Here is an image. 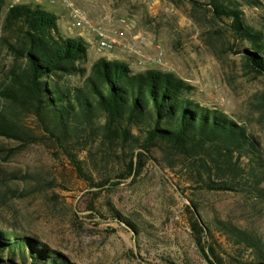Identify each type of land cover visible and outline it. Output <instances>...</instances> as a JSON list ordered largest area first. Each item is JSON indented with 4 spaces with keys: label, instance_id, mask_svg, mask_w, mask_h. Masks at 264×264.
<instances>
[{
    "label": "rangeland",
    "instance_id": "rangeland-1",
    "mask_svg": "<svg viewBox=\"0 0 264 264\" xmlns=\"http://www.w3.org/2000/svg\"><path fill=\"white\" fill-rule=\"evenodd\" d=\"M10 1L54 12L62 36L86 43L87 70L105 57L134 72L172 71L193 86L189 98L244 126L261 159L240 158L231 188H214L231 171L211 174L207 185L165 147L129 172V153L92 129L58 142L24 113L15 118L23 139L0 136V229L38 239L74 264L264 263V75L250 70L230 19L217 18L208 0H67L105 28L125 20L119 36L129 48L100 51L91 30L71 25L64 0ZM234 1L244 22L264 32V0ZM13 64L0 43V82ZM193 216L206 231L203 251Z\"/></svg>",
    "mask_w": 264,
    "mask_h": 264
},
{
    "label": "trees",
    "instance_id": "trees-1",
    "mask_svg": "<svg viewBox=\"0 0 264 264\" xmlns=\"http://www.w3.org/2000/svg\"><path fill=\"white\" fill-rule=\"evenodd\" d=\"M208 4L217 18L230 19L234 34L246 43L250 70L264 75V32L244 22L236 1ZM56 20L40 4L0 0V43L14 62L0 82V136L23 139L15 118L30 113L58 142L92 129L102 143L119 145L129 153V172L137 171L142 156L156 147L183 158L207 185L215 182L211 174L221 178L231 171L215 182L217 189L233 187L240 158L261 159L244 126L189 98L193 86L172 71L134 72L125 62L105 57L96 58L87 70L86 43L62 36ZM73 76L80 83H71ZM191 227L203 251L206 231L196 216ZM0 264L74 263L38 239L0 229Z\"/></svg>",
    "mask_w": 264,
    "mask_h": 264
},
{
    "label": "built area",
    "instance_id": "built-area-1",
    "mask_svg": "<svg viewBox=\"0 0 264 264\" xmlns=\"http://www.w3.org/2000/svg\"><path fill=\"white\" fill-rule=\"evenodd\" d=\"M64 2H67V5L70 8L71 25L75 28L91 30L94 34L95 44L98 50L111 51L119 46H126L129 48V44H125L121 41L119 36L120 27L125 25V20L122 17L117 19L114 26L105 28L101 25L94 24L84 10L74 6L67 0H64ZM137 63L141 65L144 61L142 59H138Z\"/></svg>",
    "mask_w": 264,
    "mask_h": 264
},
{
    "label": "water",
    "instance_id": "water-1",
    "mask_svg": "<svg viewBox=\"0 0 264 264\" xmlns=\"http://www.w3.org/2000/svg\"><path fill=\"white\" fill-rule=\"evenodd\" d=\"M199 219V218H198Z\"/></svg>",
    "mask_w": 264,
    "mask_h": 264
}]
</instances>
